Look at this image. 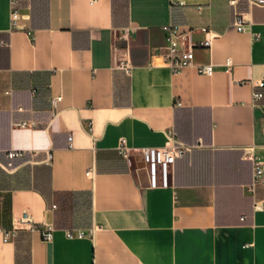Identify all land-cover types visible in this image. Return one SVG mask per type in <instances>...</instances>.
<instances>
[{"label":"crops","instance_id":"obj_1","mask_svg":"<svg viewBox=\"0 0 264 264\" xmlns=\"http://www.w3.org/2000/svg\"><path fill=\"white\" fill-rule=\"evenodd\" d=\"M231 1L22 0L13 27L0 0V225H37L0 232V264H264V183L249 190L245 154L264 158V5ZM168 25L191 29L212 75L172 70ZM169 131L195 147L153 187L140 148ZM10 149L26 151L11 172Z\"/></svg>","mask_w":264,"mask_h":264},{"label":"built area","instance_id":"obj_2","mask_svg":"<svg viewBox=\"0 0 264 264\" xmlns=\"http://www.w3.org/2000/svg\"><path fill=\"white\" fill-rule=\"evenodd\" d=\"M22 0H10V18L13 27H19V20L22 17L20 11V5ZM235 4V0L231 1ZM249 9L254 6H263L264 0H246ZM200 9L201 6H198ZM249 21L245 18L244 12L235 11L233 23L239 31H245L246 25ZM190 28H182L179 25H168L166 27V39L167 47L164 53L165 61L170 65L174 72H179L184 67L195 65L197 71L201 74L212 75L214 73V67L211 63L196 64L194 62V47L195 43L190 38ZM204 45H211V38L208 37L204 41ZM124 68L128 70L125 65ZM256 87H264V77L255 82ZM254 100H259L263 97L262 90L255 89L253 93ZM21 124H29L26 121ZM72 140V137H70ZM195 147L194 144L186 143L178 138L174 131H169L165 143L161 146H146L140 148V155L144 161V167L148 172L150 186L156 187L158 185H165V174L168 169L174 165L177 158L184 156L187 152L191 151ZM120 152L128 157L130 153L129 147L126 145L125 139H122V143L119 147ZM246 156L253 161L254 175L253 181L249 185V190L253 191L259 184L264 183V158L254 151H246ZM9 161L4 166L7 171H13L16 166L14 159L18 157H25V150L10 149L7 151ZM52 155L49 153L47 160L50 162ZM57 203L52 204V208L56 209ZM22 225H29L30 227H36V223L32 217L27 213H23L21 217L14 222L10 227L0 225V232L3 233L4 241H8L17 235L18 229ZM94 227L85 229H72L69 230L70 235L85 236L87 234H93ZM43 237L47 240L53 238L52 228L48 229Z\"/></svg>","mask_w":264,"mask_h":264},{"label":"rangeland","instance_id":"obj_3","mask_svg":"<svg viewBox=\"0 0 264 264\" xmlns=\"http://www.w3.org/2000/svg\"><path fill=\"white\" fill-rule=\"evenodd\" d=\"M4 208L5 210L3 211V216L6 217V206Z\"/></svg>","mask_w":264,"mask_h":264}]
</instances>
